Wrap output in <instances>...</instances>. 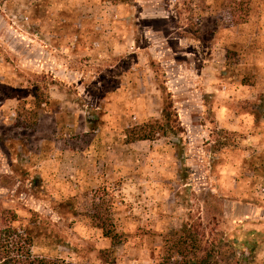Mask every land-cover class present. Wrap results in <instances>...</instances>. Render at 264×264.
Listing matches in <instances>:
<instances>
[{
	"label": "rangeland",
	"instance_id": "rangeland-1",
	"mask_svg": "<svg viewBox=\"0 0 264 264\" xmlns=\"http://www.w3.org/2000/svg\"><path fill=\"white\" fill-rule=\"evenodd\" d=\"M36 85L48 104L20 127ZM167 103L176 131L123 144ZM7 212L74 264H187L180 236L264 264V0H0ZM250 231L253 254L234 250Z\"/></svg>",
	"mask_w": 264,
	"mask_h": 264
},
{
	"label": "trees",
	"instance_id": "trees-1",
	"mask_svg": "<svg viewBox=\"0 0 264 264\" xmlns=\"http://www.w3.org/2000/svg\"><path fill=\"white\" fill-rule=\"evenodd\" d=\"M39 86H34L32 93L34 99L28 103L31 104V109H22V120L20 127H36V123L32 122L38 120L39 114L48 104V99L43 97L39 92ZM29 110V111H28ZM177 115L172 109V104L167 103L163 108L160 120L148 122L142 126H134L127 128L122 135L124 145H132L136 142L153 141L157 135H165L168 132L173 133L176 128ZM19 122V119H18ZM32 122V123H31ZM252 158L254 156H251ZM250 159H244V163H248ZM36 226V223H32ZM103 232L104 238L111 241L112 245H120L122 236L107 229L103 224L99 225ZM257 233L250 231L245 236L244 240L232 241L230 244L235 249H246L248 253L253 254L256 248ZM37 236L35 230L31 228L29 223L20 220L12 212H7L4 217L0 219V264H74L59 258H49L45 256L35 255L33 248ZM240 241V242H239ZM169 261L174 256L189 259L187 264H210L211 256L200 245V241H195L191 236L182 238L177 241H172L170 250ZM200 254L202 256L200 257ZM213 256V255H212ZM107 257V255H106ZM108 260V259H107ZM170 264V263H169ZM177 264V263H171Z\"/></svg>",
	"mask_w": 264,
	"mask_h": 264
}]
</instances>
